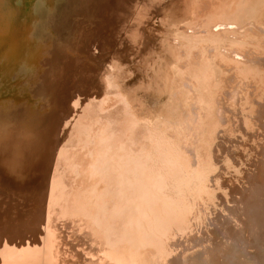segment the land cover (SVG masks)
<instances>
[{"label": "rangeland", "instance_id": "1", "mask_svg": "<svg viewBox=\"0 0 264 264\" xmlns=\"http://www.w3.org/2000/svg\"><path fill=\"white\" fill-rule=\"evenodd\" d=\"M262 21L264 0H0V264H210L234 242L222 264H264V203L254 234L233 214L264 186L244 175Z\"/></svg>", "mask_w": 264, "mask_h": 264}, {"label": "bare ground", "instance_id": "2", "mask_svg": "<svg viewBox=\"0 0 264 264\" xmlns=\"http://www.w3.org/2000/svg\"><path fill=\"white\" fill-rule=\"evenodd\" d=\"M190 3V2H189ZM261 24H264V21H262V23ZM171 45V44H170ZM172 47V46H171ZM174 48H175V46H174ZM176 50V49H175ZM172 53V52H171ZM169 54H170V52H169ZM176 55V54H175ZM179 55V54H178ZM263 61H264V59H263ZM165 69V68H164ZM162 70V69H161ZM160 71V70H159ZM160 73V72H159ZM162 74V72L160 73V75ZM164 76V75H163ZM169 77L170 78V74H167L166 76H165V79H166V77ZM168 77H167V80H168ZM151 78V77H150ZM167 80L165 81V83H167ZM163 83V82H162ZM168 85V84H167ZM162 86V85H161ZM165 86V85H164ZM186 86V85H185ZM188 86V88L190 89L189 91H188V94H189V92H191V93H193L194 95H193V97L191 98V100L189 99L188 101L189 102H185L184 103V107H186V108H189L188 109V112H191L190 114H189V116H191L192 118L193 117H198L199 116V114L200 113H202L203 111H204V109L206 110V112H205V114L207 113V110H208V106H207V102H205L204 100H203V96H199V94L198 93H196L193 89H192V86L191 85H187ZM163 87V86H162ZM168 87H169V85H168ZM154 87H151V89H153ZM167 88V87H166ZM169 89V88H168ZM149 90V89H148ZM171 91H172V89H171ZM150 95V94H149ZM182 95H183V93H182ZM185 95L187 96V92L185 93ZM151 96V95H150ZM154 96V95H153ZM160 96V95H159ZM176 98V97H175ZM150 99V98H149ZM263 99V98H262ZM262 101V100H261ZM191 105H193L195 108H196V110H194L193 109V107L191 106ZM175 106H177L178 108H179V105H178V103H177V105H172V107H175ZM223 108V107H222ZM222 108L221 109H219V114H220V117H223L222 116V114H221V112L223 111L222 110ZM263 108H264V104L261 102V103H259V105H257V108H256V115H258V112L260 111V110H262L263 111ZM186 113H187V110L185 111ZM202 123H203V121H202ZM199 131L201 130V128H203V125H199V126H197L196 127ZM219 157V156H218ZM207 160H209V158H207ZM255 164V163H254ZM255 166V165H254ZM246 170H247V168H246ZM257 170H258V172L260 171V173H259V175L257 174ZM245 171V170H244ZM256 171V173H255V175H254V172ZM252 174L251 175H248L247 174V172L245 171V176H246V178L247 179H250L251 181H253V180H255L256 178H258V177H260L259 179H260V181H262V183H263V181H264V162H262V160H260V162H259V164L257 163V167H256V169H252ZM221 184H226V182L224 181L223 183H221ZM246 184H248L247 182H246ZM262 184H260V183H255L254 185H253V197L251 198V200H250V203L248 202L249 201V199H248V197H247V195H243V197H242V199L243 198H245V200H246V203H247V209H246V207H245V210L246 211H244V212H240V211H238L237 209H234L233 210V214L235 215V217L237 218L236 219V221H237V223H239L240 222V227L242 226L243 228H242V230H244V232H248V233H253L252 232V225H251V222H252V219L253 220H255L256 221V223L258 224H261L260 223V221H259V218H258V216L256 215V213H255V210H253L252 209V205L251 204H254V203H256V208L260 205V203H264V196H262V195H260V192L261 193H263L264 194V186H262L261 187V189H259V187L261 186ZM240 208V207H239ZM263 208H264V205H263ZM262 221H263V223H264V213H263V215H262ZM226 232V231H225ZM242 232V231H241ZM216 233V232H215ZM243 233V232H242ZM217 235L216 236H219L220 234L221 235H223L224 234V232H222V233H220V231H217V233H216ZM254 234V233H253ZM253 234H252V236H253ZM246 236V234L244 233L243 234V237H245ZM242 241H240V243H241ZM245 242H247V241H245ZM239 243V242H238ZM238 243H233L232 244V246H230V247H225L222 251H226V252H222L221 253V255L222 256H220V258L221 257H224V259L228 256V252H231V253H234V251H238V250H241L239 247H238ZM243 243V242H242ZM246 245L245 244H243V247H245ZM240 247H242V246H240ZM248 247V246H247ZM238 249V250H237ZM203 254V253H202ZM205 257H207V255H205ZM220 258H218V260L216 261V262H212V261H210V264H222V260H224V259H220ZM241 258H243L242 256H241ZM240 258V259H241ZM203 262V261H202ZM201 262V264H204V263H202Z\"/></svg>", "mask_w": 264, "mask_h": 264}]
</instances>
